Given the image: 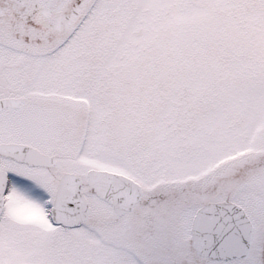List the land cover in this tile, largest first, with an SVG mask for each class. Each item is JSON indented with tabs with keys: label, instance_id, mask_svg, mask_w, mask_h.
Returning a JSON list of instances; mask_svg holds the SVG:
<instances>
[{
	"label": "snow or ice",
	"instance_id": "1",
	"mask_svg": "<svg viewBox=\"0 0 264 264\" xmlns=\"http://www.w3.org/2000/svg\"><path fill=\"white\" fill-rule=\"evenodd\" d=\"M0 264H264V0H0Z\"/></svg>",
	"mask_w": 264,
	"mask_h": 264
}]
</instances>
